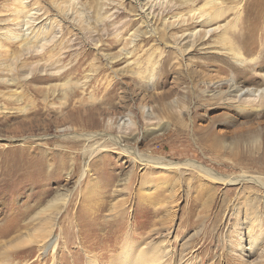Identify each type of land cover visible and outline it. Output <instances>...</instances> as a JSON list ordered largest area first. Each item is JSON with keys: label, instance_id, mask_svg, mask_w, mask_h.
Here are the masks:
<instances>
[{"label": "rangeland", "instance_id": "rangeland-1", "mask_svg": "<svg viewBox=\"0 0 264 264\" xmlns=\"http://www.w3.org/2000/svg\"><path fill=\"white\" fill-rule=\"evenodd\" d=\"M38 1L67 29L71 47L59 64L9 47L18 70H0V155L11 151L0 168L24 145L31 160L48 158L46 171L60 161L67 168L40 187L24 182L14 190L0 169V232L16 222L17 239L31 240L44 219L38 214L60 195L71 193L74 216L64 223L61 209L64 234L57 226L58 247L45 254L35 243L10 247L15 234L4 238L0 264H132L135 257L147 264L158 257L161 264H262L264 222L250 223L264 221V189L254 181L218 183L207 173L264 182V102L255 109L231 89L264 87V0H145V16L139 0H66L62 9L65 0ZM214 9L222 16L207 27L188 19L190 11ZM6 23L0 19V27ZM22 24L16 31L28 33ZM236 34L241 46L233 52ZM80 61L73 75H61ZM33 66L48 81L31 82ZM74 87L79 93L71 99ZM80 116L93 120L82 127ZM87 132L98 135L85 141L80 135ZM115 138L154 162L142 166ZM42 191L48 192L38 201Z\"/></svg>", "mask_w": 264, "mask_h": 264}, {"label": "bare ground", "instance_id": "bare-ground-1", "mask_svg": "<svg viewBox=\"0 0 264 264\" xmlns=\"http://www.w3.org/2000/svg\"><path fill=\"white\" fill-rule=\"evenodd\" d=\"M32 1L33 0L28 2V4H25V2H23V0H12V4L10 6V0H7L6 1L7 3H5L3 5L2 9L0 10V19L3 22H7L6 24H4L3 27H0V30H1V32H0V70H4V72L8 71V70L10 72H13L14 70H18L17 69L18 58L16 56H14L12 59H10L9 47L11 48L15 45H19V46H21L22 51L26 50V49H31V51L33 50V52L32 53L30 52L31 55L29 56V58L32 56L40 57L42 60L46 59L51 64H59L61 62V60H63L62 50L65 49L66 46H68L69 48L71 47V45H68V44H70V42H68V40H65V36L68 34V32L66 31L67 29L62 27V25L60 24V20L56 16L48 17L47 11H45L46 9L45 10L42 9V7L39 5V1L35 0L33 3H32ZM68 2L69 1H66V0L62 1L60 3L61 9L67 8ZM144 2H145V0H139V3H137L139 6V12L143 16H145L144 8L148 4V2H146V3H144ZM214 10L217 11V13L212 12V14H210V15H207L208 12L205 14V13H201V12L197 13L196 11H190L188 19L190 21H192V24H199L202 27H204V26L207 27V25L209 23H211L212 21H215L216 19H218L219 17L222 16V11L220 9L219 10L214 9ZM239 18H240V15H238L234 21V24H237L238 26H239V24H238ZM22 23H24L26 26H28L29 32L26 34L16 31L18 29V27H21ZM83 28H84L85 36L89 39L92 38L91 28L88 25L83 26ZM69 32H71V31H69ZM211 32H212L211 29L206 28L204 35L208 36V34H210ZM191 34L193 35V33H191ZM238 36L239 35L236 34V35H234V38L230 39L229 47H228L229 50H232V51L233 50H239L240 47H238V44L240 41V37H238ZM241 43L243 45H247V43H245V41H242ZM106 48H110V47L106 46ZM249 51L250 50L248 49L247 53H250ZM237 55H238L237 53H234V59H235V56L237 57ZM11 57H12V55H11ZM7 60L8 61L10 60V64L8 62H6ZM82 61L78 62L75 66L70 67L67 70H64L61 75H73L81 67ZM165 62H166V59H165ZM25 64H26V61L21 62L19 69L24 68L26 66ZM31 68H32L31 69L32 77L30 78L31 82L48 81V77H50V76H48V74L38 75L41 70H37L34 66ZM42 70L44 71V69H42ZM166 71L167 70H162V74H166L167 73ZM59 72L60 71H57V73H59ZM57 73H55V75ZM262 77L264 80V72L262 73ZM263 83H264V81H263ZM97 89H99V88H97ZM231 89L235 92V96L237 99L240 100V102H245L247 105H250V107H253L255 109L258 108L255 106V103L264 102V87H262V88H255V87L253 88L252 87L251 88V87H240L239 85H233V86H231ZM112 90H113V88H112ZM76 93H79V90L74 87L72 90V93L70 95L71 99H72V95H76ZM105 97H106V95H105ZM110 100H111V98H110ZM258 105H259V103H258ZM76 114L78 115L79 113H76ZM76 118L78 119L76 123L81 124L82 127L83 126H89L93 120V118L84 119L85 118L84 116H80V117H76ZM126 125H128V123ZM94 135H98V134H92V133L87 132L86 134H82L80 136L85 141H89L92 139V137ZM74 137L71 136V138H74ZM107 138L109 140L114 139V137H112V136H107ZM29 140H31V139H29ZM115 142L118 146H120V148L122 149V151L124 153H126L129 156H131V155L135 156V159L142 166H147V164H151L152 162H154L151 160L141 159L138 154H136L133 151L131 152L130 148L125 147V146H121L120 139L119 140L116 139ZM30 146H32V145H30ZM29 148H30L29 146L24 145V147H22L20 149V151H18L19 153H18V156L16 157V159H13L11 161H10V159H8V161H9L8 165L4 168V170H2L0 168L1 174L3 176H7L8 178H10L9 182H10V186H11L12 190H14V188L19 183H24V182L25 183L28 182L29 183L28 185H30V186H35V187L39 186L40 187V185H39L40 181H42V180H49L50 181V180L58 179L60 177V175L66 171L67 165L62 164L61 161H60V164H58V169H56L54 172L53 171L52 172L46 171L45 169H47V164L49 161V160H47L48 158L44 159V160H38V161L31 160L29 158V156H30ZM10 152H11L10 150H6L2 155H0L1 163L5 162L4 159H6L7 156H10ZM34 152H35V149H34ZM34 154H36V153H34ZM14 156H16V155H14ZM185 164L190 166V164H193V162H189V163H185ZM154 165H157L159 167L165 166L164 168L179 167V165L175 164V163L164 164V163H160V162H155ZM195 166L202 172L208 171L206 168H204L200 164H195ZM86 169H87V167L85 169H83L82 175H81L82 177L86 176ZM207 174L210 175L212 180H214L218 183L235 185V184H240L242 181H247V182L254 181V183L259 184L261 186V188L264 189V182H259L255 179L247 177V176H241V177H236V178H231V177L225 178V177L219 176L215 172H211V171ZM47 192L48 191H45V192L42 191L40 193V196L38 197V201H43L45 199V195L47 194ZM71 198H72L71 193L67 194V195H60V197L57 196L56 198L51 200L50 205L48 204L49 205L48 207H44L45 209H43L38 214V216H41L44 219H42L41 223L38 224V226H36V228L34 229L33 234H35V235H33L31 240L17 239V237H19L18 232H20L19 231L20 228H18V226L16 227L17 224L15 222L14 226H12V228H10V231L9 230H7V231L3 230L2 232H0V241L5 240L4 238L11 237L12 234L13 235L15 234L14 236H12L10 238V247H12V248H14L15 246H17V247L23 246V245L26 246V245H29L31 243H35L41 254H45L48 251V249H52V251L56 250L58 247V242L61 239V236L60 235L58 236L55 233L57 226H59L57 223V218L62 212L61 209H65L64 213L66 214V216L64 219V223L70 224L71 219H73V216H74V213L71 212V210L67 207L70 205ZM121 208H122V206H121ZM28 213L29 212H27V214ZM21 214H23V213H21ZM248 215L250 216V214H248ZM14 216H15V214H14ZM259 222L263 223L264 221L263 220L262 221H256L255 220V221H251L250 224H251V226H257V224ZM59 228H60L59 229L60 232L62 234H64V231L63 230L61 231V229L64 227L61 228V226H59ZM258 232L259 231H257V233ZM254 233H256V231L249 234L250 239H251L252 234H254ZM68 235L70 237L69 233H68ZM15 237H16V239H15ZM263 238H264V236L261 237V241ZM251 244L252 245L250 247V249H251L250 253L254 254L253 249L258 244H256L255 241H253V240L251 241ZM255 244H256V246H254ZM160 258L162 259V257H160ZM135 259H136V257H135ZM135 259H134V261H132V264H147L146 262H144V259H142V257H139L136 260ZM154 262L156 264H161L159 257H158V259L155 258ZM167 264H169V263H167ZM228 264H230V263H228ZM262 264H264V262Z\"/></svg>", "mask_w": 264, "mask_h": 264}]
</instances>
